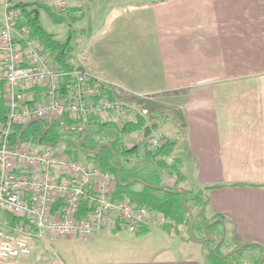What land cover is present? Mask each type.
Masks as SVG:
<instances>
[{
  "label": "crops",
  "instance_id": "crops-1",
  "mask_svg": "<svg viewBox=\"0 0 264 264\" xmlns=\"http://www.w3.org/2000/svg\"><path fill=\"white\" fill-rule=\"evenodd\" d=\"M98 1L71 7L84 10V21ZM117 6L115 15H104L109 21L93 42L102 50H94L87 66L74 55V67L118 86L114 98L144 103L149 114L141 117L153 124L152 137L175 141L169 160L184 176L181 187L207 190L208 216L225 221L221 254L246 243L264 248V0H119ZM103 119L123 124L125 115ZM126 142L143 144V134ZM176 178L166 176L163 185L173 188ZM155 226L154 233L152 227L133 233L113 216L92 237L60 238L53 253L47 246L59 238L47 237L34 243L30 256L0 264H212L208 252L215 249L196 250L164 224ZM127 234H156L162 245ZM253 249L250 262L261 254Z\"/></svg>",
  "mask_w": 264,
  "mask_h": 264
},
{
  "label": "built area",
  "instance_id": "built-area-1",
  "mask_svg": "<svg viewBox=\"0 0 264 264\" xmlns=\"http://www.w3.org/2000/svg\"><path fill=\"white\" fill-rule=\"evenodd\" d=\"M20 9L7 0L0 11V259L28 257L33 245L47 237L89 238L106 229L113 216L125 229L165 224L162 214L151 213L115 200V180L95 164L75 160L62 143L47 148L10 145L15 126L30 120L47 121L68 114L86 122L92 116L124 114L125 120L149 114L104 92L117 89L93 72L75 67L58 70L43 43L20 24ZM72 88L63 92V84ZM116 86V87H115ZM136 99L151 100V95ZM83 131V124H78ZM161 142L152 138L150 150ZM92 209L79 218L84 201Z\"/></svg>",
  "mask_w": 264,
  "mask_h": 264
},
{
  "label": "trees",
  "instance_id": "trees-1",
  "mask_svg": "<svg viewBox=\"0 0 264 264\" xmlns=\"http://www.w3.org/2000/svg\"><path fill=\"white\" fill-rule=\"evenodd\" d=\"M14 7L20 9V24L28 26L31 34L43 43L57 69L62 71L74 69L73 57L75 50L73 46L70 45V42L62 43L58 41L52 33L46 31L41 23L40 14L46 12L51 19L61 20L65 13L68 15L69 20L77 22L84 19V10L81 9L82 11H79V13L73 7H65L63 10H58L54 6L53 8L48 3L40 0L34 2L18 1L14 3ZM72 85V82L67 80L63 84V92L67 88H72ZM104 93L114 98L112 91L106 90ZM3 113L2 110L0 122L5 119ZM61 118L62 121L58 119H51L50 123L44 121V126L38 122H32L27 125L23 133V125L15 126L10 138V145L15 146L18 136L22 133V144L29 143L35 148H47L51 145L62 143L75 160L78 159L73 155V152L81 151L79 147L88 151H96L98 149L99 151L96 154L84 153L87 157L94 159L95 165L103 172L111 174L115 180L113 192L115 200L126 201L136 208L162 214L172 223L166 222L164 224L170 231L178 232L180 227H184L188 239L192 240L189 228L191 217L189 206L194 214L192 224L194 238L198 240L206 239L208 237L207 232H209L211 240L207 247L211 248L217 242H221L220 244L223 245L225 234L222 230V223L216 222L212 224L220 216L209 217L207 213L209 204L207 190L188 188L186 189L185 199L181 191L173 192L175 188L183 186L184 182V176L179 171L178 163L173 159L169 160L176 143L170 138L159 137L160 146L156 150H150L149 143L153 138V124L149 122V119L138 116L126 120L123 124H118L95 115L90 116L86 122L75 120L68 114L62 115ZM78 124H83V131L73 129ZM47 126L49 128H46ZM111 132L115 133V135L110 136ZM135 132L143 134L144 143L135 146L127 145L126 138ZM84 134H86V137L82 139ZM66 140L70 143H65ZM144 144L145 146L142 148ZM115 154L117 156L116 162L114 161ZM119 174L120 180H118ZM174 174L177 176V184L173 188L168 189L163 185V179L168 175ZM160 187L166 190L160 189ZM186 203L188 206L185 205ZM91 205L88 200L84 201L78 217H84L92 209ZM147 229L149 228H141L140 231L145 233ZM140 231L137 233H140ZM215 232L218 234H213ZM240 246H236L234 252L226 254L227 257L225 258L222 257L224 255L219 252V248L216 246L215 252L211 249L208 252V259L212 264H228L227 260L232 255L242 253V251L238 250ZM249 247L261 250L258 259L253 262V264H259L264 255V248H261L258 244H252Z\"/></svg>",
  "mask_w": 264,
  "mask_h": 264
},
{
  "label": "rangeland",
  "instance_id": "rangeland-1",
  "mask_svg": "<svg viewBox=\"0 0 264 264\" xmlns=\"http://www.w3.org/2000/svg\"><path fill=\"white\" fill-rule=\"evenodd\" d=\"M6 1L7 0H0V11L5 5ZM10 1L13 3H16L18 1L34 2L36 0H10ZM40 1L46 2L50 6L52 7L54 6L58 10H62L65 7L79 6L81 3L83 4L85 0H40ZM118 1L119 0H99L96 3V5L92 8L91 13L87 14L86 19L84 21L80 20V21L74 22L73 20H69L67 17L68 15H66L65 13L61 20H53L48 16L46 12L45 13L42 12L40 14L41 23L43 27L46 29V31H48L49 33H52L54 38L57 39L58 41L62 43L70 42V45L74 46V50H75L74 55L76 56L77 64H79L80 62L81 64L86 65L84 61H91L92 55L94 54V50H96V48L100 47L102 50V46H100V44L95 45L93 44V42H95V37L98 34H100L99 32H101L99 31V29H101L103 25H105L103 24V22L109 21V19L105 18L104 15L110 11L109 17H112L118 12V7H119L117 6ZM90 27H93V30L91 32H87L89 29H91ZM157 113L160 115L163 114L160 112H157ZM151 116H155V115L151 114L150 118ZM1 126H2V123L0 122V127ZM65 143L69 144L70 142L66 140ZM23 145L29 146L31 148H35V147H32L29 143H23ZM69 154L71 155V153ZM73 155H75L76 159H78L84 165L95 164L94 159L87 157L86 154L82 151L73 152ZM165 222L171 223L169 220H165ZM152 228H153L152 229L153 233L156 232V230H158V228L155 225L154 227L152 226ZM174 232L177 236L179 237L182 236L184 240H189L184 227H180V230L178 232L176 231ZM127 235H130L132 237L134 236L135 238L140 237V236L142 237L144 236L143 238H145V236L146 238L151 237L155 239L157 245H162V238L158 237L156 234H143V235L127 234ZM163 236L165 237L163 239L165 244L169 245V243L172 242V240L166 234H163ZM63 242L64 241L61 240L60 238L52 239L51 242L48 244L47 248L50 249L53 246L59 247ZM209 242L210 241H207L201 244L194 240H190L186 242L185 245L191 246L195 248L196 250H200V248L207 247L208 246L207 244ZM66 245L73 246L74 243L68 242ZM223 246H227L226 243H224ZM230 247H233V246H230ZM228 250L229 252H225ZM251 250H255V249L246 247L244 250H242V253H236L232 255L227 260L228 264H253V262L249 261V259H251V256H250ZM53 251L54 250L52 248L49 250L50 253H53ZM222 251L224 253L231 254L232 252H234V249L223 247Z\"/></svg>",
  "mask_w": 264,
  "mask_h": 264
},
{
  "label": "water",
  "instance_id": "water-1",
  "mask_svg": "<svg viewBox=\"0 0 264 264\" xmlns=\"http://www.w3.org/2000/svg\"><path fill=\"white\" fill-rule=\"evenodd\" d=\"M54 119H58L59 121H62V118H61V117H57V118H54ZM32 122H38V123L42 124L43 126L45 125L44 122L41 121V120H36V119H35V120H30L29 122H27V123L23 126L22 133L25 131L27 125L30 124V123H32ZM50 122H51V120H47V123H50ZM73 129H79V130H80V126L76 125V126L73 127ZM22 133H21V134L18 136V138H17V148H19V147L21 146V136H22ZM85 137H86V134H84V136H83L82 139H84ZM77 145H78V144H77ZM79 148L81 149V151L83 150V152H85L86 154H96V153L99 151L98 149H97L96 151H88V150H84V149H82L81 147H79ZM116 160H117V156H116V154H115V156H114V161L116 162ZM118 180H120V174H119ZM142 184H144V183H142ZM152 187H154V186H152ZM160 189H164V190H166V189L163 188V187H160ZM177 190H179V191L182 192L183 198L185 199L186 194H187L186 189H185L184 187H177V188H175V189L173 190V192H175V191H177ZM185 205H187V203H186ZM187 206H188V205H187ZM188 208H189V212H190V215H191V217H190V225H189V228H190V237H191V239L194 240V241H196V242H198V243H201V244L204 243V242L210 241V240H211V235H210L209 232H207L208 237H207L206 239L197 240V239L194 238L193 227H192L193 220H194V214H193L192 209H191L189 206H188ZM219 221L222 222L223 226L225 225V221L222 220V219H217V220H215L214 222H212V224H213V223H216V222H219ZM220 243H221V242H217V243L213 244V245H212V249L214 250L215 247L218 246ZM252 244H253V243H246V244H243V245H241V246L238 248V250H243L244 248L249 247V246H251ZM260 246H262V245H260ZM223 257H226V256H223ZM263 262H264V255H263V257H262V259H261V261H260L259 264H262Z\"/></svg>",
  "mask_w": 264,
  "mask_h": 264
},
{
  "label": "flooded vegetation",
  "instance_id": "flooded-vegetation-1",
  "mask_svg": "<svg viewBox=\"0 0 264 264\" xmlns=\"http://www.w3.org/2000/svg\"><path fill=\"white\" fill-rule=\"evenodd\" d=\"M46 128H49V126H47Z\"/></svg>",
  "mask_w": 264,
  "mask_h": 264
}]
</instances>
